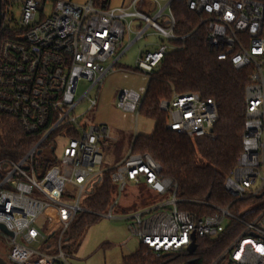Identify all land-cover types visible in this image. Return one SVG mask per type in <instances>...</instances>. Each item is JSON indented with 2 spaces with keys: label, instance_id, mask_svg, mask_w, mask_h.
Segmentation results:
<instances>
[{
  "label": "built area",
  "instance_id": "1",
  "mask_svg": "<svg viewBox=\"0 0 264 264\" xmlns=\"http://www.w3.org/2000/svg\"><path fill=\"white\" fill-rule=\"evenodd\" d=\"M170 1V4H168ZM174 0L167 1V7ZM187 9L207 28L206 42L219 60H229L238 70L247 69L246 125L243 152L226 177L224 189L233 204L218 207L208 201L177 197L178 185L162 176V166L150 154L132 151L112 168L111 181L119 197L108 211L110 220H125L131 238L157 257L188 253L198 239L229 240L211 264H264V0H185ZM52 13L46 15L47 5ZM20 17H16V12ZM37 16H39L37 18ZM159 14L157 18H162ZM129 18L143 19L149 27L176 40L174 19L165 26L139 12L103 11L92 0H0V113L15 117L27 134L40 141L18 162L0 161V229L10 248V264H72L64 252L67 234L79 214H94L83 200L102 185L105 167L102 149L113 140L106 124H82L75 116L78 105L114 70L115 59L129 35ZM191 34L181 37L186 40ZM167 47L139 57L136 67L150 76ZM114 60L108 67L102 62ZM92 83L78 100L80 81ZM90 99L88 111L97 105ZM138 94L125 90L118 107L140 109ZM167 128L179 135L215 139L219 107L199 94H176L163 100ZM67 139L62 156L44 173L36 171V156L50 137ZM51 144L50 150H56ZM128 184L146 186L158 196L172 195L127 213H119L120 195ZM70 197L71 201L64 198ZM261 198L256 208L240 207ZM194 203L198 214L179 209ZM51 215H47V211ZM12 233L13 235H10ZM8 264V263H7Z\"/></svg>",
  "mask_w": 264,
  "mask_h": 264
},
{
  "label": "trees",
  "instance_id": "2",
  "mask_svg": "<svg viewBox=\"0 0 264 264\" xmlns=\"http://www.w3.org/2000/svg\"><path fill=\"white\" fill-rule=\"evenodd\" d=\"M92 3L95 8L103 11L110 8V0H92ZM169 15L174 19L173 34L177 39L166 40L164 43L167 47L165 55L149 76V84L138 110L140 115L155 122L154 131L149 136H136L132 152L150 154L162 166V176L178 185L179 199L208 201L218 207H228L233 201L226 193L224 184L244 149L242 135L246 125L245 88L249 71L238 70L229 60L218 59L217 54L207 45V28L200 26V18L187 9L185 0H174L169 7ZM163 17L161 26L166 18ZM188 34H191L190 37L181 40V37ZM127 70L141 73L137 67ZM174 93H196L217 103L219 120L214 128L215 139H192L167 128L168 114L161 110L160 105L163 100H171ZM52 137L43 143V152L44 148L50 152ZM40 139V134H27L15 117L0 113V161H20ZM47 155L40 154L39 162L35 165L36 171L41 175L55 162L52 152ZM107 168L109 170L102 185L82 203L85 209L93 211L95 215L79 214L67 234V240L79 238L98 222V215L106 213L112 205L116 186L110 178L112 168ZM260 202L261 198H256L234 205L237 208L253 209ZM179 209L198 214L204 211L194 203L180 204ZM229 242L223 239H198L194 255H163L153 263L144 257L145 251L149 249L141 245L135 253L123 258V264H170L180 258L186 264H211Z\"/></svg>",
  "mask_w": 264,
  "mask_h": 264
},
{
  "label": "rangeland",
  "instance_id": "3",
  "mask_svg": "<svg viewBox=\"0 0 264 264\" xmlns=\"http://www.w3.org/2000/svg\"><path fill=\"white\" fill-rule=\"evenodd\" d=\"M149 8L153 6L151 0H149ZM161 8L165 6V2H162L160 5ZM52 13V5H47L46 8V15H50ZM16 17H20V13L17 11ZM165 16H168V11H166ZM39 16H37L38 18ZM162 22V21H161ZM135 24L132 23V32L135 31ZM132 41L138 38L139 34H130ZM128 35L125 37V47L123 50H120L118 55L123 52L130 41L128 39ZM163 42V43H162ZM166 42V38L164 34L158 31L156 28H150L145 35L139 38L133 45L129 48V50L124 55L123 59L120 62V65L125 67H129L132 69L136 68V62L138 60V56L142 50L147 51H155L157 50L161 44ZM167 45V44H166ZM117 55V57H118ZM114 60H110L107 62H102L104 67L110 65ZM112 75V74H110ZM109 76V75H108ZM92 83L87 80H82L79 83L78 90L76 93V100L78 101L85 92L90 88ZM108 88L107 81L104 80L101 84L96 86L91 93L89 94L90 99H94L97 97V101L101 100L104 93ZM98 93L100 94L98 97ZM101 97V98H100ZM90 99L84 100L80 105L77 107L75 111V116L81 119V122L85 124L87 121L93 119L94 113L96 111V107L89 110L88 113L87 109L90 108L91 101ZM219 120V119H218ZM155 122L151 119H148L142 115H137L133 121V130L132 133L134 135H147L152 133V127L154 126ZM117 132L118 130L115 129ZM115 133V132H114ZM52 142L56 144V150L49 152V149L44 148V156H48L47 153L52 152V158L54 161L59 160L62 156V147L66 144L67 139L56 134L51 138ZM52 143V144H53ZM51 144L49 145L50 148ZM104 155V165L105 167L115 166L118 162H120L123 158V147L121 145H117L115 148H111L110 150L105 148L102 149ZM123 152V153H122ZM39 156L37 155L35 158L36 162H39ZM54 163H52L53 165ZM50 165V167L52 166ZM49 167V168H50ZM144 185H140L138 187L140 194L139 201L140 205L147 203L148 200L150 202H157V201H167L170 200L172 195L166 194L164 196L154 195L152 193H147V188ZM135 192L133 186L128 184L122 195H120L119 200V207H123L125 209L132 208L133 210L138 208L137 201L134 203H130V198L132 197V193ZM115 197L118 199L119 192H116L115 189ZM72 198L67 197L64 198L65 201H71ZM47 215H51V211H47ZM68 236V235H67ZM141 247L140 242L129 236L127 231V222L125 220H110L103 217H100L98 222L91 226L84 234H82L79 238H69L64 242V252L68 256V260L72 264H123V258L134 253ZM10 248L6 244L4 238L0 236V256L8 263V253ZM144 257L149 260V262H156L159 261L160 257L152 254L149 250L145 251ZM154 260V261H153ZM151 263V264H152ZM170 264H186V261L183 258H180Z\"/></svg>",
  "mask_w": 264,
  "mask_h": 264
},
{
  "label": "crops",
  "instance_id": "4",
  "mask_svg": "<svg viewBox=\"0 0 264 264\" xmlns=\"http://www.w3.org/2000/svg\"><path fill=\"white\" fill-rule=\"evenodd\" d=\"M71 1H73L77 4H85V3L89 2L90 0H71ZM148 1L149 0H110L109 10H112L115 12L124 11L127 13L139 12L146 17L147 16L150 17L151 19H157L158 24H160L162 18H157V17L159 14H162L164 17H166L165 22H164V25L166 26L170 22V20H169V9L167 7V2L166 1H160V0H151V2L153 3V6L149 8V6H148L149 3H147ZM162 2H165V6L163 8H161V6H160L162 4ZM166 11H168V14H167L168 16H165V14H164ZM127 23L130 25V31H129L130 33L128 35L129 36L128 39L130 41V44L128 45V47L123 52H121L118 55V57H116L114 70L110 71L105 76L104 80L107 81L108 88H107L106 92L104 93L102 99L97 101V105L95 106L96 111L94 113L93 119H91L85 123V125L106 124L110 127L111 137L113 140H111L107 144V146L104 147L103 149L107 148L110 150L111 148H115L117 145H121L123 147V152H124L122 160L120 162H118L115 166L122 163L123 160L132 151V145H133L134 139L137 136V135H134L132 133V130L134 127L133 121H134L136 114L139 115L138 109L126 111V110L119 108L118 102H117L118 96L120 95L121 92H123L125 90H131V91H134L136 94H138L141 99H143V97L146 93L148 84H149V76H147L146 74H144L142 72L141 73H135V72L129 71V70H127L129 67H125L123 65H120V62L123 59L126 52L129 50V48L133 45V43H135L139 38H141L143 35H145L150 28H153V27H149L145 20L138 19V18H129L127 20ZM132 23L135 24V28H136L134 32L131 31L132 30ZM130 34H139V35H138V38H136L134 41H132ZM124 47H125V44L123 45L121 50H123ZM155 51H153V52H155ZM148 52H152V51L142 50L138 56V59L140 56H142L143 54H146ZM136 64H137V62H136ZM110 74H112V75H110ZM104 80L102 82H104ZM99 95L100 94L98 93V97H99ZM88 112L89 111L87 109V112H85V114ZM154 127H155V124L151 128L152 133L154 131ZM115 129H117L118 131L116 132ZM152 133L147 134V136L151 135ZM115 166H111L109 168H113ZM132 186H133L135 192L132 193V197L130 198V200H131L130 203H134L137 201L138 208H140L142 206H146V204L149 205V203H151L150 200H148L147 203L140 205L139 197H140V194L142 192L141 193L139 192V190H138L139 186L138 187H136L134 185H132ZM149 192L150 191L147 188V193H149ZM138 208H136V209H138ZM122 210L125 213H127L129 211H132L133 209L130 208L127 210V209L121 207V209H118V212L122 213ZM117 220H121V219H117Z\"/></svg>",
  "mask_w": 264,
  "mask_h": 264
},
{
  "label": "water",
  "instance_id": "5",
  "mask_svg": "<svg viewBox=\"0 0 264 264\" xmlns=\"http://www.w3.org/2000/svg\"><path fill=\"white\" fill-rule=\"evenodd\" d=\"M170 4V1L169 3ZM168 6V5H167ZM0 229L7 232L5 227L3 225H0ZM8 233V232H7ZM10 235H13L12 233H9ZM197 249V245L195 244V242L188 248V254L190 256L194 255L195 251ZM191 263H193V261H191ZM0 264H7V262L0 256Z\"/></svg>",
  "mask_w": 264,
  "mask_h": 264
}]
</instances>
